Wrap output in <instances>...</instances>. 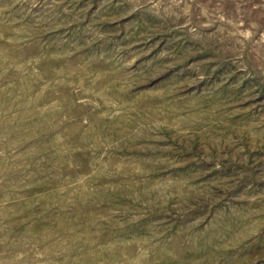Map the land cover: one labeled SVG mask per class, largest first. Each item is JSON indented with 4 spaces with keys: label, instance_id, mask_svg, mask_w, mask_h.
I'll return each mask as SVG.
<instances>
[{
    "label": "rangeland",
    "instance_id": "rangeland-1",
    "mask_svg": "<svg viewBox=\"0 0 264 264\" xmlns=\"http://www.w3.org/2000/svg\"><path fill=\"white\" fill-rule=\"evenodd\" d=\"M0 264H264V0H0Z\"/></svg>",
    "mask_w": 264,
    "mask_h": 264
}]
</instances>
